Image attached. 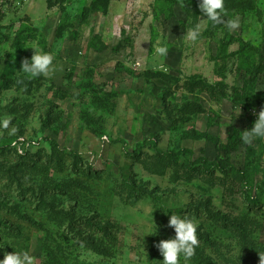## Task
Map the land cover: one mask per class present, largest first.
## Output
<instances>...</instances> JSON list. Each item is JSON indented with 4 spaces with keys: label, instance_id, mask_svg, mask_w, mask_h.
I'll return each instance as SVG.
<instances>
[{
    "label": "rangeland",
    "instance_id": "obj_1",
    "mask_svg": "<svg viewBox=\"0 0 264 264\" xmlns=\"http://www.w3.org/2000/svg\"><path fill=\"white\" fill-rule=\"evenodd\" d=\"M225 10L239 28L206 33L198 0H0V260L159 264L175 214L197 225L187 264H260L263 192L251 206L240 175L138 148L231 163L252 195L264 183V138L241 139L264 109V0ZM31 48L53 56L48 75L21 71Z\"/></svg>",
    "mask_w": 264,
    "mask_h": 264
},
{
    "label": "clouds",
    "instance_id": "obj_2",
    "mask_svg": "<svg viewBox=\"0 0 264 264\" xmlns=\"http://www.w3.org/2000/svg\"><path fill=\"white\" fill-rule=\"evenodd\" d=\"M198 8L206 17V20L211 21L213 24L225 23L229 30L238 29L240 26L238 19L222 20V16L226 12L225 0H198ZM199 35V24L185 33L189 41H196ZM33 50L34 55L31 59L22 61L21 71L33 78L48 75L53 64V56L50 53ZM158 51L163 55L166 54L167 49L161 47ZM0 124L4 128H8L10 120L5 119ZM11 132L14 133L15 129H11ZM255 138H264V109L259 112L252 128L244 131L241 137L244 144H251ZM168 227L173 229L174 236L168 240H162L156 245L163 257L159 264H181V258L187 264L195 255L196 247L199 244L196 223L187 216L182 217L173 214L169 216ZM0 264H34V257L28 251L5 253L4 258L0 260ZM260 264H264V256L261 255Z\"/></svg>",
    "mask_w": 264,
    "mask_h": 264
},
{
    "label": "trees",
    "instance_id": "obj_3",
    "mask_svg": "<svg viewBox=\"0 0 264 264\" xmlns=\"http://www.w3.org/2000/svg\"><path fill=\"white\" fill-rule=\"evenodd\" d=\"M209 28L206 30V33L210 32V28L212 27V22H209ZM262 69L260 67H256L254 69L249 70L247 73H250V76L248 78V80L244 83V87L243 89H248V85H252L253 81H255L256 76L259 75L261 73ZM10 73H5L4 77L8 76ZM200 84H207L205 83L204 79H200ZM208 88H211V86L208 84L207 85ZM122 143V142H121ZM144 146H147V149L156 157L159 158H163L166 161L169 162H176L179 158H184V160L186 161V164L188 166L189 169L193 170L196 167H198L200 169L201 172L205 173V174H211L213 172H220L222 174H227V173H236L238 175H240L243 185H244V194H245V198L248 202H251V206L256 205L257 201H258V196L260 192H263L264 194V183L263 184H258L255 190V193L252 195V184L249 181L248 175L244 170H241L239 168H236L233 164L231 163H222L218 160L216 161H209L206 158H198L193 162L189 161V155L191 154V151L188 149H181L178 150L176 152L174 151H164L162 149H160L154 142H149V143H142L140 145H138V148H142ZM138 156V152H136V150H134L132 152V156L135 157L134 155ZM128 155V154H127ZM259 208H261V206H259ZM262 208L264 209V205H262ZM106 229H100V232L102 234H104L105 236H110V234L105 231Z\"/></svg>",
    "mask_w": 264,
    "mask_h": 264
}]
</instances>
